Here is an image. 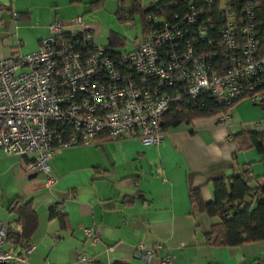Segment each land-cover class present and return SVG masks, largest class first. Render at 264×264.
Wrapping results in <instances>:
<instances>
[{
  "label": "crops",
  "instance_id": "crops-1",
  "mask_svg": "<svg viewBox=\"0 0 264 264\" xmlns=\"http://www.w3.org/2000/svg\"><path fill=\"white\" fill-rule=\"evenodd\" d=\"M140 2L148 8V0ZM105 6V0H0V60L37 51L53 23L78 31L81 17L94 33L84 17ZM228 114L226 125L209 118L168 128L157 145L104 139L65 150L49 160L55 178L49 187L46 175L31 177L22 159L0 153V221L7 232L19 230L9 212L15 200L31 202L37 220L25 247L6 243L4 250L24 257L30 246L29 264H85L77 255L91 264H161L167 257L171 264H261L264 243L207 244L205 235L219 220L189 200L190 191L201 190L203 202H211L212 181L244 171L252 186L264 182V144L262 152L246 145V137L256 132L253 124L264 118V103L241 100ZM52 207L66 216L65 229L51 218ZM139 244L153 250L150 261L136 255Z\"/></svg>",
  "mask_w": 264,
  "mask_h": 264
},
{
  "label": "built area",
  "instance_id": "built-area-1",
  "mask_svg": "<svg viewBox=\"0 0 264 264\" xmlns=\"http://www.w3.org/2000/svg\"><path fill=\"white\" fill-rule=\"evenodd\" d=\"M183 6L170 20L148 13L141 39L124 52L97 44L78 17V31L53 23L37 51L0 60L1 155L22 159L25 173L46 175L49 187L51 157L104 139L157 145L173 107L213 105V118L226 125L227 107L241 100L262 105L254 0H184ZM126 24L135 26L133 19ZM253 127L264 131V118ZM83 231L89 238L90 229ZM7 236L0 221V264H29L32 248L17 257L4 250ZM153 254L136 248L143 260ZM75 260L91 264L80 255Z\"/></svg>",
  "mask_w": 264,
  "mask_h": 264
},
{
  "label": "trees",
  "instance_id": "trees-1",
  "mask_svg": "<svg viewBox=\"0 0 264 264\" xmlns=\"http://www.w3.org/2000/svg\"><path fill=\"white\" fill-rule=\"evenodd\" d=\"M129 1V10L125 8L124 0L117 1L115 17L119 23L126 24L138 15L142 31L146 26L145 20L148 13L170 20L175 14L182 13L184 9V0H153L145 9L140 0ZM254 4L256 43L259 55L264 57V0H254ZM125 44L121 37L113 32L110 33L107 45L109 48L123 47ZM205 103L209 102L205 101ZM235 104L227 107L226 111ZM211 107V110L193 104L173 107L164 118L162 130L181 124L189 125L195 120L213 118L216 115L213 108L215 106L210 105ZM263 144L264 131L254 132L246 137V145L255 146L260 152L263 150ZM252 181L247 171L234 177L212 181L213 199L209 203L203 202L201 190L189 192L190 202L200 213L219 220V223L205 235L207 244L226 248L264 243V182L252 186ZM9 212L15 216V224L19 230L8 231L6 243L23 248L36 230L37 220L32 203L15 200L10 205ZM50 216L57 218L61 228L65 229L67 218L64 214H60L55 207H52ZM261 264H264V261Z\"/></svg>",
  "mask_w": 264,
  "mask_h": 264
},
{
  "label": "rangeland",
  "instance_id": "rangeland-1",
  "mask_svg": "<svg viewBox=\"0 0 264 264\" xmlns=\"http://www.w3.org/2000/svg\"><path fill=\"white\" fill-rule=\"evenodd\" d=\"M152 0H148L147 5L149 6V2ZM160 1V0H156ZM125 8L129 10L130 1L124 0ZM144 2V4H146ZM106 9L94 13H88L84 18L86 24L90 27H94V37L95 42L99 45H108V37L110 33L113 32L119 37H121L126 42V47H118L110 48L113 51L124 52V50L132 49L133 43L135 40L141 39V26L140 19L138 15H135L132 19L135 23V26H128L127 24H121L117 21L115 17V5L116 0H105ZM114 6V7H113ZM113 7V8H112ZM112 8V9H111ZM16 42V41H15ZM178 127H187L185 124H181ZM172 129V128H169Z\"/></svg>",
  "mask_w": 264,
  "mask_h": 264
}]
</instances>
